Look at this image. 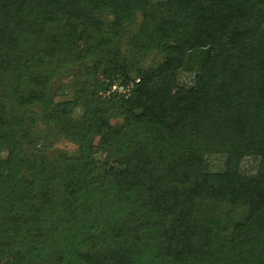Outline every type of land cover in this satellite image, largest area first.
Wrapping results in <instances>:
<instances>
[{"label": "trees", "instance_id": "16d2710c", "mask_svg": "<svg viewBox=\"0 0 264 264\" xmlns=\"http://www.w3.org/2000/svg\"><path fill=\"white\" fill-rule=\"evenodd\" d=\"M0 88V264H264V0H0Z\"/></svg>", "mask_w": 264, "mask_h": 264}, {"label": "rangeland", "instance_id": "374dc122", "mask_svg": "<svg viewBox=\"0 0 264 264\" xmlns=\"http://www.w3.org/2000/svg\"><path fill=\"white\" fill-rule=\"evenodd\" d=\"M104 21L108 23L110 21V17L108 15H105ZM139 21L140 14L136 13L135 22L137 23ZM152 60V56L150 55L140 63V66H148L149 63L152 62ZM153 61L155 63H158L159 60L155 59ZM24 78V80L22 79L21 81V85L25 84V82H27V79H36L40 82V85L38 87H35L34 90L39 92V90L44 87V92L51 95L54 103L58 101L69 100L71 91L78 88V80L68 74H55L51 71L44 73L40 70L32 68L29 72H27V75ZM179 81L186 83L189 81V78L184 73H182L180 75ZM3 91L4 90L0 88V95ZM5 101L6 100L3 101V104L7 110L11 107L12 104L9 103L10 101ZM29 112L30 114L32 113L34 115V120L32 124H30L29 122H25L24 124L25 130L29 133L28 142L31 144L27 147L28 152H30L28 154H43L50 157L51 159H55L60 154L72 155L76 152V144L70 139H64L62 136H60L53 124L48 123L47 121H44V119L39 117L40 114L38 113V111H36L35 114V110L30 109ZM71 113L73 117H78L80 112L78 108H74L71 110ZM108 123L111 128H117L121 124V119L119 117H113L109 120ZM95 144L96 139L93 138L92 146H94ZM206 161L207 167L211 170H218L223 166V159L221 158L211 156L208 157ZM256 168L257 162L253 158H245L241 161L240 172L242 174H253L255 173ZM212 211L216 214H219L223 211V208H212Z\"/></svg>", "mask_w": 264, "mask_h": 264}, {"label": "built area", "instance_id": "2783aa9c", "mask_svg": "<svg viewBox=\"0 0 264 264\" xmlns=\"http://www.w3.org/2000/svg\"><path fill=\"white\" fill-rule=\"evenodd\" d=\"M110 91L122 94L126 92V90L122 86H118L115 83L111 85Z\"/></svg>", "mask_w": 264, "mask_h": 264}]
</instances>
